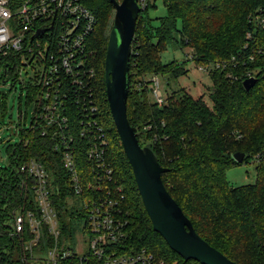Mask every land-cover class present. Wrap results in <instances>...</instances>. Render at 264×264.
Listing matches in <instances>:
<instances>
[{
	"label": "trees",
	"instance_id": "16d2710c",
	"mask_svg": "<svg viewBox=\"0 0 264 264\" xmlns=\"http://www.w3.org/2000/svg\"><path fill=\"white\" fill-rule=\"evenodd\" d=\"M79 1L96 19L87 39L93 75L87 79L85 94L76 98L75 88L59 99L65 100L67 118L61 135L72 138L67 143L81 192L75 194L64 167L59 127L56 131L38 124L18 131V142L6 150L8 166L0 167V264L32 263L22 262L21 243L10 236L14 214L30 209L38 215V207L30 202L29 181L18 173L31 159L40 162L48 175L61 244L72 240L73 246L77 222L84 220L87 230L88 215L82 205L103 199L115 204L111 212L122 225V238L111 243L118 251L146 250L164 264H199L184 260L153 230L109 111L104 63L114 7L109 0ZM149 1L139 0L142 9L131 45L129 125L140 146L150 148L167 169L162 182L195 232L235 264H264V29L253 21L258 15L264 18V0ZM156 1L166 9L164 16L151 17ZM170 44L190 49L188 60L162 63L160 56ZM187 61L211 80V105L184 88L172 89L168 96L164 92L161 106L151 101L147 95L151 82L146 78L163 76L169 86L187 75ZM251 78L256 84L246 91L243 82ZM21 97L17 115L20 110L26 121ZM6 101L5 95L0 96L2 119ZM32 101L30 92L25 105ZM101 141L105 146L100 149ZM97 148L101 158H92L90 153ZM237 153L244 154L241 162L234 159ZM250 159L256 164V182L231 185L226 171ZM115 189L121 190L119 196ZM52 243L44 227L38 250ZM58 264H76V258Z\"/></svg>",
	"mask_w": 264,
	"mask_h": 264
},
{
	"label": "built area",
	"instance_id": "2783aa9c",
	"mask_svg": "<svg viewBox=\"0 0 264 264\" xmlns=\"http://www.w3.org/2000/svg\"><path fill=\"white\" fill-rule=\"evenodd\" d=\"M253 21L264 29V18L258 15ZM95 24L93 13L79 0H0V83H9L14 90L18 85L20 95L25 99L30 92L33 95L30 117L25 121L19 110L14 130L18 133L38 124L55 130L59 127L60 141L65 148L62 152L64 167L71 174L75 194H80L81 188L69 152L70 143H67L72 142V138L61 135L66 131L67 118L63 114L65 100L59 98H66L75 88L76 98L86 92L87 79L93 75V69L88 66L92 52L87 39ZM40 30L42 34L38 33ZM12 78L16 81L12 82ZM150 82L155 102L163 105L165 98L159 76H151ZM57 145L54 150L59 149ZM100 146L101 149L105 143L101 141ZM100 149L91 152L90 156L101 158ZM18 173L29 181L30 202L38 207V215L24 209L13 216L10 236L21 243L22 262L34 263L42 259L40 263L58 264L75 257L76 264H164L146 250L127 254L111 245L122 238V225L111 212L115 204L103 199L82 205L88 215L87 230L83 225L80 233L85 242L83 249L74 248L72 240L61 244L59 222L50 200L48 175L42 164L31 159L18 168ZM102 179L103 176L100 181ZM115 193L119 196L121 190L115 189ZM68 203L72 204L69 199ZM44 227L54 243L45 250H38Z\"/></svg>",
	"mask_w": 264,
	"mask_h": 264
},
{
	"label": "water",
	"instance_id": "95a60500",
	"mask_svg": "<svg viewBox=\"0 0 264 264\" xmlns=\"http://www.w3.org/2000/svg\"><path fill=\"white\" fill-rule=\"evenodd\" d=\"M109 1L114 7V16L104 63L107 103L152 228L184 260H194L199 264H235L195 232L162 182L161 177L167 169L160 166L150 148L140 146L134 129L129 125L127 99L130 92L131 45L142 8L139 0ZM255 84L254 78L243 82L246 91ZM234 159L241 162L244 154L237 153Z\"/></svg>",
	"mask_w": 264,
	"mask_h": 264
},
{
	"label": "rangeland",
	"instance_id": "374dc122",
	"mask_svg": "<svg viewBox=\"0 0 264 264\" xmlns=\"http://www.w3.org/2000/svg\"><path fill=\"white\" fill-rule=\"evenodd\" d=\"M154 0H150L149 3H154ZM143 2V1H142ZM156 10L150 12L151 17L164 16L166 14V9L163 7L160 1H156ZM190 53V49L179 50L174 47L172 44L167 46L165 52H163L160 56L162 63H168L172 60L177 61H185L188 60V54ZM190 56V54H189ZM186 69L188 70L187 75L179 78L175 82H171L169 86L166 84V79L163 76H159L161 81L162 93L168 96L170 91L179 90L180 88H184L186 92H189L194 97H203V100L210 106L209 93L212 89V83L206 73H202L197 70L196 65L192 61H187ZM151 77H147L146 79L149 81ZM25 80L26 78L23 77ZM149 90L150 85L148 86ZM5 95L7 97L6 101V114L3 119L1 117V109H0V167L8 166V156H7V148L9 145H14L18 142V137L14 130L15 122L17 120V112L19 109V95L20 88L17 85L14 89L10 88L9 83L1 84L0 83V96ZM148 97H150L151 101L155 102L153 95L147 93ZM164 96V95H163ZM165 98V97H164ZM22 99V108L23 110H27V114L30 117L32 113L33 106L25 105V98ZM156 103V102H155ZM157 104V103H156ZM158 105V104H157ZM160 106V105H159ZM255 162L250 159L248 163L243 164L242 166L231 168L226 171V179L228 182L236 187L246 186L249 184H254L256 182V171H255ZM70 203L73 201L70 199ZM79 207V206H77ZM84 224V220L77 222L76 224V235L74 238L73 247L80 251L83 249L85 244L84 240L81 239V231ZM80 237V239H79ZM30 264H42L36 260L34 263Z\"/></svg>",
	"mask_w": 264,
	"mask_h": 264
}]
</instances>
